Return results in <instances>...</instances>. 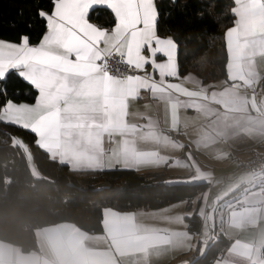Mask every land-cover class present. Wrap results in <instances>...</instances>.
Wrapping results in <instances>:
<instances>
[{"label":"crops","instance_id":"crops-1","mask_svg":"<svg viewBox=\"0 0 264 264\" xmlns=\"http://www.w3.org/2000/svg\"><path fill=\"white\" fill-rule=\"evenodd\" d=\"M232 1L221 80L181 74L176 42L154 29L153 42L133 57L138 71L121 77L124 91L100 126L68 136L50 132L35 112L0 113L73 170L133 169L167 182L207 181V188L158 209L106 207L98 234L67 221L40 227L36 250L0 239V264H190L219 238L228 245L215 264H264V176L239 167L264 150V0ZM194 209L197 233L187 229Z\"/></svg>","mask_w":264,"mask_h":264},{"label":"trees","instance_id":"trees-1","mask_svg":"<svg viewBox=\"0 0 264 264\" xmlns=\"http://www.w3.org/2000/svg\"><path fill=\"white\" fill-rule=\"evenodd\" d=\"M160 22L158 35L173 39L178 47L181 74L192 72L204 82L226 76L225 31L233 23L232 0H155ZM47 0H0V38L15 40L28 34L38 43L44 24L35 13ZM91 21L110 28V10L97 7ZM15 101H34L36 92L18 78L8 84ZM31 152L40 177L30 169ZM207 181L167 182L163 174H143L133 169L73 170L52 159L35 143L33 132L0 120V239L21 251L36 250V230L58 222H72L91 234L102 232L103 209H158L202 193ZM187 229L197 233L196 209L186 216ZM228 241L219 238L205 252L190 256V264H215Z\"/></svg>","mask_w":264,"mask_h":264},{"label":"snow or ice","instance_id":"snow-or-ice-1","mask_svg":"<svg viewBox=\"0 0 264 264\" xmlns=\"http://www.w3.org/2000/svg\"><path fill=\"white\" fill-rule=\"evenodd\" d=\"M97 7L110 10V28L90 22ZM35 13L44 24L38 43L28 34L0 38V113L35 112L50 132L68 136L100 126L125 87L109 61L118 57L132 65L153 42L149 34L160 22L155 0H47ZM13 78L36 92L33 104L9 96Z\"/></svg>","mask_w":264,"mask_h":264},{"label":"built area","instance_id":"built-area-1","mask_svg":"<svg viewBox=\"0 0 264 264\" xmlns=\"http://www.w3.org/2000/svg\"><path fill=\"white\" fill-rule=\"evenodd\" d=\"M109 63L112 73L120 75L121 77L138 71L136 65L124 64L118 57L111 58ZM239 167L243 170L264 176V150L252 151L246 160L239 163ZM258 192L260 195L264 196V185L259 188Z\"/></svg>","mask_w":264,"mask_h":264},{"label":"rangeland","instance_id":"rangeland-1","mask_svg":"<svg viewBox=\"0 0 264 264\" xmlns=\"http://www.w3.org/2000/svg\"><path fill=\"white\" fill-rule=\"evenodd\" d=\"M26 153H27V160H28V163H29V166H30V169H31L32 174L35 177H40L41 176V173L37 169L36 164H35L34 160L32 159L31 152L28 151L27 148H26Z\"/></svg>","mask_w":264,"mask_h":264}]
</instances>
